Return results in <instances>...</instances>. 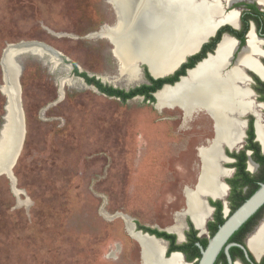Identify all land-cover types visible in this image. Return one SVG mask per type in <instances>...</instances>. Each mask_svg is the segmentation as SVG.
<instances>
[{"label":"rangeland","instance_id":"374dc122","mask_svg":"<svg viewBox=\"0 0 264 264\" xmlns=\"http://www.w3.org/2000/svg\"><path fill=\"white\" fill-rule=\"evenodd\" d=\"M107 1L0 0V130L8 104L4 51L37 42L13 57L22 66L26 137L13 180L0 176V264H144L137 226L188 228L178 214L204 162L215 160V184L229 176L219 167L220 147L233 142L220 143L219 157L203 151L213 137L205 112L184 123L179 106L158 108L155 96V102H123L74 73L77 68L105 86L136 88L120 76L114 45L94 35L117 19ZM144 67L139 86L147 82ZM207 197L199 194L198 201ZM192 213L187 204L185 214Z\"/></svg>","mask_w":264,"mask_h":264},{"label":"bare ground","instance_id":"6f19581e","mask_svg":"<svg viewBox=\"0 0 264 264\" xmlns=\"http://www.w3.org/2000/svg\"><path fill=\"white\" fill-rule=\"evenodd\" d=\"M109 1L118 13L120 22L114 26V29H106L99 35L114 45V54L120 64V73L126 77L127 83L132 84H136L139 78L135 69L137 61L141 60L149 64L155 73L158 67L170 72L176 70L185 62L188 55L197 52L202 43L214 34L211 28L203 26L204 23H209L213 29L224 23L236 26L239 16L238 11L228 16L222 15L219 4L224 0ZM241 1L228 0V4H237ZM259 2L264 4V0ZM214 14L217 16H212ZM129 22H132V28L127 31L126 26ZM248 38L247 49L227 73L222 74L228 67L231 54L237 45L231 38L223 40L217 57H210L197 69L191 71L189 76L176 87H167L156 93L158 108L179 106L185 113V120L198 112H206L210 116L215 138L208 149L203 151L214 152L218 157L219 145L227 137L231 139L230 142H233L229 144L231 149L241 146L246 121L240 118L250 114L256 118L258 141L264 148V117L259 112V109H264V106L257 105L253 91L247 87L243 88V85L247 86L249 80L246 73L239 70L245 67L264 79V68L254 59V56L264 57V40L258 39L254 33H251ZM33 45L37 44L31 43L26 47ZM18 50L20 49L10 46L5 51L2 66L5 70L7 85L13 77V68H15L13 57ZM11 89V86H5L3 92L8 95ZM232 116L239 118H232ZM8 142L9 140L4 141L3 147L0 148V165H6L10 155L11 142ZM216 168L215 160L211 163L204 162L196 191L193 193L186 190L187 204L191 212H195L192 213L191 218L196 228L202 232L205 230V221L211 210L205 202L198 201V195L224 199L228 191L225 185L214 183V179L216 180L219 174ZM253 168L250 164V169L253 170ZM225 174L228 175V172ZM9 178L13 180L12 175ZM210 183L214 185V188L212 187L214 190L210 187ZM181 230L178 225L171 231L182 240ZM139 242L143 250L144 264H186L181 254H173L166 259L167 261L162 260L160 256H164L165 248L159 241L140 236ZM248 245L257 258L263 255L264 222L249 238Z\"/></svg>","mask_w":264,"mask_h":264},{"label":"flooded vegetation","instance_id":"af4514ba","mask_svg":"<svg viewBox=\"0 0 264 264\" xmlns=\"http://www.w3.org/2000/svg\"><path fill=\"white\" fill-rule=\"evenodd\" d=\"M199 1H205V0H199ZM249 5H256L255 7L256 11L251 10ZM260 6L264 7V4H260L259 0H242L240 3L237 4L235 3L232 5L228 4V0H224V2L222 3L220 2L219 7L223 12L222 13L223 16L224 15L228 16L230 13L234 11H238V14L241 12V14L238 16L237 27H233L228 23H224V24H220L215 29H213L209 23L207 22L204 23L203 26H205L208 29L211 28L212 32H214L215 34L210 36L204 43H202L204 45L197 54L188 58L187 62L185 63V65H188L186 69V74L180 76L178 81H176L175 83H171L169 85H171V87L174 88V86L181 81V77L187 78L189 76L188 74L189 70L194 69L198 65L200 66V64H203L205 61L210 59V57H217L220 45L222 44L225 38H231L235 40L236 43H238V45H236V47L238 46V50L234 53L235 55L233 60L230 59L232 61H229V65L230 63L231 65L235 64L238 54L242 51V49L245 46L248 45L249 42L248 37L251 33H254V35L258 39L264 40V9H261ZM212 16H217V14H214ZM243 37H245L244 44L242 43ZM260 59L264 64V57ZM192 64L194 65L191 67ZM231 68L232 67L228 69L226 68L225 70H223L222 74L223 73L225 74V72L227 73ZM249 72L246 73V75L248 76L247 79L249 80L247 82V89L253 91L254 96H256V101H257V102L255 101L256 103L264 105V84H262L264 83L263 81L264 79L262 80L259 77V75L255 74L252 71ZM143 85H151V83L147 79V82ZM97 89L100 92H102L99 88ZM103 94L107 95L106 93ZM204 114L207 115L206 112ZM194 115L191 116L190 119L188 120H184V115H183V122L187 123L191 121ZM243 121L245 120L243 119ZM255 123H256L255 117L252 116L250 118L248 117L246 118V126L244 131L245 138L242 143V147H241L242 149H240L238 152L236 150L230 152V150L227 147L225 146L222 147V152H221L222 161L219 163V167L221 171L229 172V176L225 178H220V184L225 185L228 191L224 199L213 198L212 196L207 197V199H205L206 200L205 203L207 207L211 210V212L208 218H206L204 232L196 228L192 218L187 214H185L187 210V201H186V209L182 213L178 214V216L185 215V221L188 224V228H183V229L181 228L183 235L182 240L179 238V236L176 233L170 231L169 229L158 230V231L175 235L176 242H172L169 239L158 238L157 236L148 233L151 236H155L158 239L164 240L163 246L165 248L164 254L166 258H170L173 254L181 253L186 264H198V262L202 258V251L201 248L198 246V244L203 249H206L209 244V241L215 236V234L219 231L221 226H223L235 214V212L260 188V185L264 183V159H263L264 148L262 147L261 143L258 141V137L256 133L257 128L255 126ZM250 125L253 126L254 134H255V138L253 142H257L259 144L260 152H256L255 150L251 149V141L249 139ZM212 127H213V121H212ZM208 133L209 131L206 130L202 134L207 135ZM214 138H215V132L213 127V137L210 139L209 138L206 139L207 145L211 141H213ZM197 155L200 159L199 151ZM250 164L253 165L254 167L253 170L250 169ZM199 166L201 168V159ZM198 183L199 180L197 177V183L194 185V188L193 189L189 188V189L192 190L193 192L196 191ZM256 187L257 190L251 196H249L247 199L244 200V198L247 195H249L250 192L253 191ZM204 198L205 197L203 196V199ZM263 220H264V205L260 209H258V211L253 216H251L237 231H235L231 235V237L228 239V241L226 242V244L218 254L214 264H230L226 250L228 246H229L228 252L231 257L232 264H237V263L264 264V253L262 256H260L261 258L260 257L257 258L254 252L252 251V249H250V246L248 245L249 237L254 233L256 228L263 222ZM137 230H138L137 232H142L144 234H147V232L140 230L138 226H137ZM194 231L197 233L194 234ZM194 238L198 239L195 240V246H197L199 249L198 250L199 256L194 257L190 261V257L195 256V254H197V251H195L191 247V241H193ZM178 246H184V247L180 251L170 252L171 250H174ZM249 259L251 261H249Z\"/></svg>","mask_w":264,"mask_h":264},{"label":"water","instance_id":"95a60500","mask_svg":"<svg viewBox=\"0 0 264 264\" xmlns=\"http://www.w3.org/2000/svg\"><path fill=\"white\" fill-rule=\"evenodd\" d=\"M108 2H110L108 0ZM117 14V19L115 21V23H113V25L109 26V25H104L99 32L95 33L94 35L97 36L100 34L101 31H103V29H108V30H112L114 29V26L118 25L119 21V15ZM241 14V12L239 13V15ZM127 31L129 29L132 28V22H129V24L127 23ZM222 27V26H221ZM220 27V28H221ZM233 27H237V23L236 26ZM219 29V28H218ZM216 32V31H215ZM215 34V33H214ZM102 37V36H100ZM31 43H37V42H21L19 44H13V45H9L5 51L10 47V46H14L17 49H20V52H18L19 55H21L20 53H27L29 52L27 48H25L26 46H28V44ZM39 44V43H38ZM204 44H202L199 48V50L193 54H191L190 56L185 58V62L180 64L179 67L176 70H173L170 72V70H166L162 67H158L156 73L151 69V66L141 60L136 62L135 65V69L137 72V75L139 76L138 80H137V85L136 87H139V83H143V76H142V68L141 66H145L148 69L149 74L154 78V79H165L168 78L170 76H173L181 67L183 64H185L188 60V58H190L191 56L197 54L200 49L202 48ZM238 45V43H237ZM248 45L245 46L242 51L238 54L237 60L239 59V57L241 56V54L247 49ZM238 50V46L236 47L235 51L233 52V54L231 55L230 59L233 60L234 58V53ZM3 54V58H2V62L4 59V55L5 52ZM114 51V48H113ZM18 55V56H19ZM35 55H39L38 53H36ZM18 56H15L16 58ZM254 59L257 61V63H259V65H261L264 68V64L262 63L261 59L257 56H254ZM230 60V61H232ZM237 60L235 63H237ZM13 62L15 63V65L13 67V77L12 80L10 82H8L7 85V81H5L6 85L5 86H11L12 89L10 90V94H8V104L6 106V110L7 113L4 117V124L2 125V128L0 130V148L3 147V143L4 141H8L11 142V152L10 155L8 156L7 159V163L6 165H0V176L2 175H6L8 178L10 177V175L13 176V168L20 156V153L22 151L23 145H24V141H25V137H26V125H25V117H24V111L22 108V100H21V85H20V77H21V72H22V66L17 63L16 59H13ZM201 65V64H200ZM198 66H196L194 69H191L188 71V74L197 69ZM119 72H120V66H119ZM245 73H247V70L245 71ZM256 74V73H255ZM121 77H123V74H121ZM4 76H5V71H4ZM186 77H181V81H183ZM6 79V77H5ZM262 79V78H261ZM263 80V79H262ZM178 82L174 87H176L178 84L181 83ZM264 81V80H263ZM171 87V85L166 84L163 86L162 89H160L159 91H157L156 93L162 91L163 89ZM156 93L154 94V96L156 97ZM8 142V143H9ZM222 147H220L221 152H222ZM242 147V145H241ZM242 149V148H240ZM236 150L237 152L240 150ZM230 152H233V150L229 149ZM264 152V149H263ZM264 205V183H262L260 185V188L235 212V214L223 225L221 226V228L219 229V231L215 234V236L209 241V244L207 246L206 249H203L199 244L198 246L201 248L202 251V258L201 260L198 262V264H214L218 254L220 253V251L222 250V248L224 247V245L226 244V242L228 241V239L231 237V235L237 231L251 216H253L258 209H260L262 206ZM142 236H146L148 238H152L155 241H159L162 244H164V240L162 239H158L155 236H151L148 233L144 234L142 232H139ZM227 255H228V259H229V263L232 264V260L231 257L229 255V246L227 247ZM181 254V253H179ZM165 256V254H164ZM166 257V256H165ZM249 261H251L249 259Z\"/></svg>","mask_w":264,"mask_h":264},{"label":"trees","instance_id":"16d2710c","mask_svg":"<svg viewBox=\"0 0 264 264\" xmlns=\"http://www.w3.org/2000/svg\"><path fill=\"white\" fill-rule=\"evenodd\" d=\"M251 10L256 11L255 7L256 5H249ZM262 15V13H261ZM251 17V16H249ZM242 43L244 44L245 41V37L242 38ZM194 64L191 65V67ZM188 65H182V67L173 75L170 76L168 78L165 79H154L148 72L147 67H144V74L146 79H148V81H150L151 85H141L140 87H136L133 88L129 91H125L122 89H117L111 86H105L103 85L99 80H96L94 78H90L89 76H87L84 73H79L78 69L75 68L74 69V73L77 76H80L81 78H83L87 84L89 85H95L97 88H99L103 93H106L107 95L111 96V97H117L120 98L123 102H126L130 99L136 98V97H143L145 100L150 101V102H155V97L154 94L159 91L160 89L163 88L164 85L166 84H171V83H175L176 81L179 80L180 76L185 75L186 74V69H187ZM264 84V83H262ZM255 138V134H254V129L253 126L250 125V130H249V139L251 141V149L255 150L256 152H260V146L257 142H253ZM264 159V157H263ZM257 190V187L250 192L249 195H247L245 199H247L249 196H251L255 191ZM138 228L140 230H143L144 232H147L151 235H155L158 238H164V239H169L172 242H176V236L175 235H171L168 234L166 232H159L156 229H152V228H147V227H143V226H138ZM197 232L194 231V234H196ZM195 240H198L196 238H194L193 241H191V247L197 251V254H195V256L190 257V261L194 258V257H198L199 253H198V247L195 246ZM206 243V242H205ZM184 246H178L177 248H175L172 251H180L182 250Z\"/></svg>","mask_w":264,"mask_h":264}]
</instances>
